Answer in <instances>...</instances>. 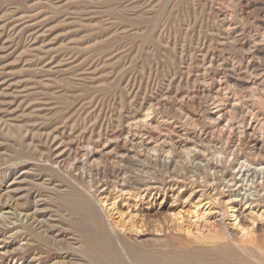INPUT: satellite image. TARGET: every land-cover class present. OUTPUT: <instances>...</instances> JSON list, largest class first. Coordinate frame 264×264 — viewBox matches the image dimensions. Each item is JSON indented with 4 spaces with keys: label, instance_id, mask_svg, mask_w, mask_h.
Instances as JSON below:
<instances>
[{
    "label": "rangeland",
    "instance_id": "rangeland-1",
    "mask_svg": "<svg viewBox=\"0 0 264 264\" xmlns=\"http://www.w3.org/2000/svg\"><path fill=\"white\" fill-rule=\"evenodd\" d=\"M0 127V229L24 258L90 264L70 200L106 197L113 220L149 209L162 221L172 193L139 200L122 179L160 177L210 202L202 182L263 178L264 0H0Z\"/></svg>",
    "mask_w": 264,
    "mask_h": 264
},
{
    "label": "bare ground",
    "instance_id": "bare-ground-1",
    "mask_svg": "<svg viewBox=\"0 0 264 264\" xmlns=\"http://www.w3.org/2000/svg\"><path fill=\"white\" fill-rule=\"evenodd\" d=\"M149 112H151V111H149ZM124 132H123V134H124ZM116 136H117V134H116ZM119 136H121V135H119ZM151 137H152V135H151ZM90 141H92V140H90ZM121 141H123V140H121ZM124 141H125V139H124ZM129 141H131V140H129ZM131 142H133V141H131ZM170 145H171V143H170ZM172 145H174V144H172ZM140 146H141V144H140ZM148 146H150V145H148ZM174 146H176V145H174ZM145 147L143 146V148H145ZM156 147L160 148V146H157V145H156ZM98 148H100V147H98ZM147 148H149V147H147ZM150 148H152V147H150ZM158 148H152L151 150L153 152H157ZM172 148H174V147H172ZM135 149L133 151H135ZM163 149H165V148H163ZM169 150L171 151V149H169ZM117 151L119 152V150H117ZM109 152H111V151H109ZM169 152H167V153L169 154ZM95 153H96V150H95ZM120 154L122 155L123 153H120ZM170 154H171V152H170ZM106 156H108V155H106ZM115 156H117V155H115ZM134 158H135V156H134ZM103 159H104V157H103ZM166 159H168V158L166 157ZM25 161H21V162H25ZM168 161H171L170 158ZM47 162H46V164H47ZM154 162H155V159H154ZM23 164H21V165H23ZM61 164L63 165V163H61ZM25 165H26V162H25ZM116 165L118 166L117 162H116ZM119 165H120V163H119ZM97 166H98V162H97ZM104 166H106V165H104ZM118 167L121 168L120 166H118ZM134 167H135V165H134ZM103 169L105 170V168H103ZM115 169H117V168H115ZM261 169H262L261 171L263 173L262 172H260V173L264 174V168H261ZM116 171L117 170H115V172ZM126 171H128V170H126ZM99 172L100 171H98V173ZM121 172H122V168H121ZM109 174L110 173H108L106 171L101 173L102 177L108 179V183L105 184V186H108V189L105 190V192H108V190L111 186L113 187V181H111V179H113V178H111ZM122 174H123V172H122ZM144 176H148V175H144ZM126 177H128V176H126ZM60 178H62V177L60 176ZM97 178H98V176H97ZM216 180L214 179L215 182H212V183L206 182L203 184V182H202V185L200 184V187L205 188L207 185V187L211 188V191L214 192L213 195L211 194L212 195L211 197H208V199H211L210 202H208V201H206V199H204L205 194H201L200 197L198 198L197 197L198 191H195V189H191V191H188L189 196L186 197V194L184 195V193L182 192V188H184L183 185H180L179 183H167V180L160 178V177L159 178L156 177V178L149 179V180L148 179H143V180L142 179H136L134 181L129 180V179L128 180L122 179V185L124 187L122 190H125V191H122V193L126 192V191H128V194H129V192H134L137 194L136 197H138V199L139 198L142 199V198L146 197V200L150 201L151 198L155 200V198L158 197V195H163V199L165 198V200H166V197H168L172 193L171 197L173 198V203L171 205H163V204H161L162 202L160 203L161 204L160 206H162V207L159 206L160 209L161 208H167L168 209L167 214L163 217L162 221H160L159 219H158L159 221L158 220L153 221L152 220L153 218L152 219L150 218L151 215L149 213L151 210H149V209H146V213L144 215H141L138 217V218H140L139 221H134L132 219L130 220L129 218H127L129 220H125L123 218H121V220H116V219L113 220L112 211L108 209V206H110L112 202L110 203V205H107L108 203H106V202H108L109 199L108 198L105 199L106 197L102 200H97V202L100 205L99 208L101 210L95 205L94 202L90 201V199H88V197L83 198V200H70L69 199L70 200V201H68L69 209L74 211V213L78 214L80 222L82 224H84L87 228L84 232V238L86 239V241L88 243V247L86 248V250L83 251V253H82L83 256L87 259V261L90 264H264V256L262 254H260L261 248L258 246V243L260 242V240L264 239V175H263V178H222V181H220V182H216ZM104 181H105V179H104ZM114 181H116V180L114 179ZM77 185H78V182H77ZM221 186H224L223 190L226 189L227 191L226 190L221 191L219 189ZM187 188H189V187H187ZM81 189H82V187H81ZM231 189H232V191H230ZM47 190H49V189H47ZM101 190H103V189H101ZM116 190H117V188H116ZM116 190L114 189V191H116ZM226 192L228 193L227 198H225L227 200L223 201L221 198H224V196L226 195L225 194ZM57 193H59V192H57ZM122 193H121V195H122ZM105 195H106L105 193H102V195H100V196L104 197ZM43 196H45V195H43ZM59 196H60V194H59ZM196 197L198 198V201H196L197 203L194 202V204H191V206H190V204H188L190 206V209H188V210L186 209L187 211H184L185 209H183V207H182L183 211L182 210L176 211L174 209L175 203L177 205L183 199L186 202H190V201H193ZM9 199L7 198L4 201L3 207H5V208H7V207L16 208L15 205L21 206V207L23 206V205L17 204V202L14 205V204H12L14 201L11 203L12 199L10 201H9ZM97 199H98V197H97ZM124 201H125V199H124ZM20 202H22V201H20ZM104 203H105V205H103ZM117 203L119 204V202H117ZM114 204H113V207H114ZM60 205H62V204L60 203ZM124 205H125V203H124ZM131 205H132V202H131ZM213 205H216V206L218 205L219 208H214ZM134 206H136V205H134ZM142 207H144V206L142 205ZM15 210H13V211L15 212ZM131 210H132V207H131ZM122 211H124V210H122ZM156 211L158 212L159 210H156ZM23 212H24V210H23ZM35 213H36V211H35ZM159 213H160V211H159ZM27 214L28 215H25V217L30 218V220H32V222H33L32 225L36 224V222H38V220L36 221V218H35L36 216L31 217L32 215H29V212ZM42 214H43V212H42ZM162 214H160V215H162ZM137 215H140V214H137ZM156 215H154V216L156 217ZM155 217H154V220H155ZM47 218H48V216H47ZM68 222H69V220H68ZM2 224H3V222H2ZM42 224H43V222H42ZM42 224H37L36 226L34 225L35 229H36V227H38L37 228L38 230L41 228L47 227L48 231H53L52 230L53 226H50V225L49 226H44V225L42 226ZM11 225H12V223H11ZM25 227L26 226H24L23 229H25V231H26L27 228H25ZM80 227H81V224H80ZM3 228H4V226H3ZM16 229L17 228H15V230ZM2 231L3 230L0 229V264H43L44 259L42 257L37 256V254H36V256H33V257L24 258L23 253H25V251H26L25 247H22L21 244L18 245L16 243H14V240H11L9 242V239L5 236V234ZM32 231H31V233H32ZM144 232H148V235H143ZM31 233H29V234H31ZM48 233H51V232H48ZM79 238L81 239L80 236H79ZM48 239H50V238L48 237L46 240H48ZM155 239H157V240H155ZM67 241H70V240L67 239ZM52 242L54 243V240L51 241L50 243H52ZM156 242L158 244H156ZM50 243H48L47 247H50ZM38 244H40V243H38ZM52 246H53V244H52ZM34 249H37V248H34ZM58 251H60V250H58ZM70 251H68V252H70ZM35 252H36V250H35ZM48 252L51 253L52 251L48 250ZM71 252H75V251H71ZM77 252H79V251H77ZM44 253H45V250H44ZM58 253H56V254H58ZM235 256H237L240 261L237 262L234 259ZM232 257H234V258H232Z\"/></svg>",
    "mask_w": 264,
    "mask_h": 264
}]
</instances>
